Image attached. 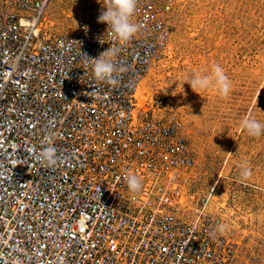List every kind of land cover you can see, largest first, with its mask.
I'll return each instance as SVG.
<instances>
[{"label":"built area","instance_id":"2783aa9c","mask_svg":"<svg viewBox=\"0 0 264 264\" xmlns=\"http://www.w3.org/2000/svg\"><path fill=\"white\" fill-rule=\"evenodd\" d=\"M52 1L0 0V264L264 263V247L219 232L227 222L205 204L181 203L184 179L168 189L195 152L166 103L137 106L140 79L169 47L172 0H137L127 42L99 16L70 33L39 28ZM109 48L115 85L96 80L91 60ZM47 147L55 165L40 159Z\"/></svg>","mask_w":264,"mask_h":264},{"label":"rangeland","instance_id":"374dc122","mask_svg":"<svg viewBox=\"0 0 264 264\" xmlns=\"http://www.w3.org/2000/svg\"><path fill=\"white\" fill-rule=\"evenodd\" d=\"M107 2L53 0L40 28L70 33L78 19L99 16ZM170 12L169 47L140 107L160 99L181 118L195 152V167L183 176L189 211L208 199L206 212L225 220L236 238L263 248L264 133L250 136L241 122L254 118L264 125V0H172ZM214 65L231 82L226 97L215 89L194 92L186 82L197 72L209 75Z\"/></svg>","mask_w":264,"mask_h":264},{"label":"clouds","instance_id":"9594fccd","mask_svg":"<svg viewBox=\"0 0 264 264\" xmlns=\"http://www.w3.org/2000/svg\"><path fill=\"white\" fill-rule=\"evenodd\" d=\"M136 5L137 0H108L107 6L104 7V10L98 17V21L106 23L118 40L127 42L140 29V25L132 21V17L136 11ZM115 54L116 51L109 48L104 51L99 58L91 59L94 62L93 72L97 81H106L111 85H115L118 82L113 75L114 72L118 71L112 59ZM119 71L122 72L124 69L120 68ZM186 82L190 84L194 92H196V90L215 89L222 97H226L231 89V82L219 65H214L209 75H201L197 72ZM241 128L245 130L248 135L253 137H259L264 133V125L254 118L243 120L241 122ZM40 159L49 165H55L58 162L55 149L52 147L44 148L40 153ZM241 168L242 178H249L251 172L247 162L242 164ZM126 181L130 193L136 194L142 190V182L138 176L129 173L126 176ZM226 228L227 225L225 224H219L217 226V230L221 233H223Z\"/></svg>","mask_w":264,"mask_h":264},{"label":"bare ground","instance_id":"6f19581e","mask_svg":"<svg viewBox=\"0 0 264 264\" xmlns=\"http://www.w3.org/2000/svg\"><path fill=\"white\" fill-rule=\"evenodd\" d=\"M43 19V18H42ZM42 19H39V17H36V16H34V21L35 22H37V24H38V27L40 28V25H41V20ZM38 31V28L36 29V32ZM161 61V56H159L155 61H153V63L151 64V66L149 67V69H148V71L146 72V74L145 75H143L142 76V78L140 79V86H139V88H138V90H137V93H136V97H137V100H138V103H137V106L138 107H140V106H143L144 105V107H145V104H144V102H145V99H144V97H146L147 98V96H146V92H147V88H146V83H147V81H148V79H149V76L152 74V71H153V69L156 67V65L159 63ZM143 97V98H142ZM143 107V108H144ZM142 108V107H141ZM183 134V133H182ZM183 136H184V134H183ZM185 138V137H184ZM186 139V138H185ZM188 140V139H187ZM194 167H195V164L193 165V167L190 169V170H192V169H194ZM170 175H172V172H170ZM183 176L184 175H181L180 174V177H181V179H179V180H177L174 184H171V183H168V184H171V186H167L166 185V182H168V179L166 178L167 176H164V180H165V184H164V187H168V189H174V188H176V186L175 185H177L179 182H180V184H182V182H183ZM174 178H173V180L172 181H174V180H176V178H177V174H174V176H173ZM167 180V181H166ZM186 182H187V180H185ZM173 183V182H172ZM184 199H186V196H185V194L182 192V195H181V198H180V201H181V203H184L185 204V200ZM208 199H205L204 201V204H205V206H206V204H207V202L209 201H207ZM235 231V230H234Z\"/></svg>","mask_w":264,"mask_h":264}]
</instances>
